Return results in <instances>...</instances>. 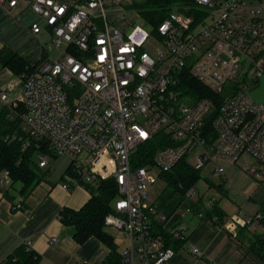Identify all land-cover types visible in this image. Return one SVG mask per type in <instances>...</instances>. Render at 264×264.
I'll use <instances>...</instances> for the list:
<instances>
[{
  "label": "built area",
  "instance_id": "built-area-1",
  "mask_svg": "<svg viewBox=\"0 0 264 264\" xmlns=\"http://www.w3.org/2000/svg\"><path fill=\"white\" fill-rule=\"evenodd\" d=\"M8 1L11 7L18 2L0 4ZM25 1L46 21L61 53L22 76L19 90L0 89V110L21 120L22 134L5 140L22 141L23 150L36 146L41 169L52 156L70 157L71 175L63 184L70 191H95L101 181L115 180L119 197L105 222L125 233L123 264H171L177 253L155 226L186 241L183 222L171 224L187 216L204 222L205 214L189 207L168 217L149 204V190L161 175L186 160L196 170L214 165L212 174L221 177L222 163L231 162L264 182V101L251 97L264 79V0H192L198 14L173 11L156 38L144 23L125 33L108 21L107 4L123 0H87L77 9L56 0ZM32 31L40 33L41 26ZM188 77L215 96L185 93ZM151 145L156 150L149 162V152L138 151ZM244 155L255 163L242 164ZM141 160L147 164L139 165ZM11 185L9 172H0V198ZM215 201L203 203L204 209ZM12 209H23L22 202ZM210 224L231 234L245 227L264 233L260 212L238 210ZM25 244L32 250L31 242ZM192 253L205 256L197 247Z\"/></svg>",
  "mask_w": 264,
  "mask_h": 264
},
{
  "label": "crops",
  "instance_id": "crops-1",
  "mask_svg": "<svg viewBox=\"0 0 264 264\" xmlns=\"http://www.w3.org/2000/svg\"><path fill=\"white\" fill-rule=\"evenodd\" d=\"M56 1L75 9L83 6L86 0ZM124 1L117 6L107 4L105 13L107 15L108 10L111 16L110 20L107 17L108 21L127 33L132 26L121 24L124 17L117 13L122 11ZM136 14L140 18L137 12ZM36 23L41 26V32L38 34L32 31V26ZM5 48L22 56L31 67L39 65L47 57L56 58L61 53V50L53 45L52 34L46 21L33 11L25 0H18L15 7H11L9 1L0 4V51ZM21 78L22 76L14 75L0 63V89L7 86L12 92L19 90ZM64 183L62 178L59 182L44 181L26 199L18 196L14 189L8 186L4 188L5 196L0 198V264L15 249L27 242H31L32 250L40 256L38 264L104 263L110 250L102 242L91 238L84 244H78L74 239V230L60 222V212L64 208L80 210L92 197L91 192L84 188L72 191L65 189ZM254 196L255 194L251 195V200H254ZM19 202H22L23 209L14 211L12 205ZM263 203L264 197L256 213L260 212ZM195 220L198 225L193 233L187 236L190 224ZM183 224L187 227V240L171 264H190L188 255L196 258L198 263L195 264H201L203 260V264H231L232 261L248 264L246 259L249 256L259 259L248 251V237L241 236L243 241H238L233 234L218 231L211 224L203 223L194 216ZM194 246L205 253L203 258L192 253ZM227 247L230 249L224 256L223 252Z\"/></svg>",
  "mask_w": 264,
  "mask_h": 264
},
{
  "label": "trees",
  "instance_id": "trees-1",
  "mask_svg": "<svg viewBox=\"0 0 264 264\" xmlns=\"http://www.w3.org/2000/svg\"><path fill=\"white\" fill-rule=\"evenodd\" d=\"M195 6L192 0H145L141 3L134 1L128 7L138 13L152 37L156 38L159 26L174 10L190 17L197 15L199 12ZM0 63L18 77L27 76L35 71L36 68V66H29L22 56L6 48L0 51ZM182 87L185 93L198 99L203 97L213 98L215 96L209 87L193 77H188ZM10 113L7 108L0 110V172L4 170L9 172L12 181L10 189H14L18 196L26 199L36 187L47 181L50 171L39 168L36 146L33 145L31 148L23 150L22 141L5 140L7 135L22 134L21 120H11L9 117ZM207 129L208 132H213L212 119L208 121ZM162 137V133L157 134V138ZM155 150L156 147L154 145L149 148H141L138 151V156H141L144 152H149L147 158L150 157L149 162H151ZM52 157L57 158V156ZM146 164L147 160H141L139 163V165ZM70 171L71 166L67 169L66 175L62 176V181H66V176L71 175ZM201 177V170H196L186 160L177 164L172 171L161 175L167 185L157 204L162 213L170 217L178 209L190 207L194 212L203 211L205 214L204 222L210 224L214 217H218L219 222L222 223L226 216L217 201L208 209H204L202 200L196 203L187 201L188 193L197 185ZM90 191L91 199L80 210L64 208L60 212V222L74 230V239L78 244H84L91 238H96L102 242L110 250L103 264H123L118 245L113 236L107 232L105 222L106 217L114 212L112 204L119 197L118 186L115 180L109 179L101 181L95 191ZM260 213L264 216V203L261 205ZM177 223H181L178 218L171 225L175 226ZM155 230L157 234L164 238L166 247L173 249L176 253L184 247L186 241L173 239L164 225H156ZM241 236L248 237V251L264 263V233H258L245 227L240 228L236 234H233V237L238 241H243ZM39 260L40 256L35 251L29 249L26 244H22L1 264H38Z\"/></svg>",
  "mask_w": 264,
  "mask_h": 264
},
{
  "label": "rangeland",
  "instance_id": "rangeland-1",
  "mask_svg": "<svg viewBox=\"0 0 264 264\" xmlns=\"http://www.w3.org/2000/svg\"><path fill=\"white\" fill-rule=\"evenodd\" d=\"M134 1L141 3L145 0H125L123 3V7H121L122 11L120 10L117 12L118 15L122 14V16L124 17L121 24L127 25L129 27H133L136 24L143 23V21L138 18L136 11L129 9L128 7ZM174 11L178 12L177 10ZM107 17L109 18V20L111 19L108 10ZM132 27L130 29H132ZM251 97L258 102L264 101V79L261 81L260 87L252 91ZM49 162V167L46 169L50 171V174L47 177V181L59 182L67 169L70 167L72 159L66 155H63L53 159L50 158ZM240 162L244 165L250 166L255 163V160L249 155H244L241 158ZM223 166L226 172L221 177H215L212 174L214 165L210 164L206 168L202 169L201 180L193 188L194 195L188 197L187 201H189L190 203H196L199 200H202V202L207 205L213 199H215L218 202L219 207L223 209L226 217L232 216L238 210H242L250 215L255 214L259 208L260 201L264 197V182L259 184L260 182H257L249 173L244 170V168L240 164L226 162L223 163ZM156 176H158V173H156ZM211 183L214 185L211 186ZM221 185L222 187L219 188V186ZM166 186V183L160 177L157 183L153 185L149 190L148 203L158 204L161 196L164 194ZM252 194H255L253 198L255 202L254 200H251ZM247 198L250 199L248 200ZM182 209L183 208H180L178 210L181 211ZM190 217L192 216H187L180 222L185 223L189 220ZM197 225L198 223L196 220L191 222L187 236H190L193 233ZM106 230L111 236H113L116 244L118 245L119 251L122 252L127 245L124 231L113 226H106ZM229 249L230 247H227V249L223 252L224 256ZM188 257V261L190 264L198 263L196 258L192 257L191 255H188ZM204 261L205 260H203L201 264H203ZM246 262H248V264H263V261L256 259V257L254 258L253 256H249L246 259ZM205 264H209V262H205ZM231 264L239 263L232 261Z\"/></svg>",
  "mask_w": 264,
  "mask_h": 264
}]
</instances>
